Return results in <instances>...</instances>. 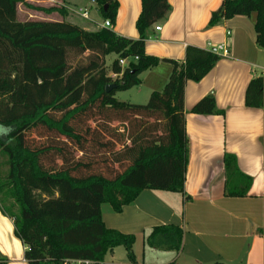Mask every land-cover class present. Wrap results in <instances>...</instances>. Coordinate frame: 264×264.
I'll return each mask as SVG.
<instances>
[{
  "label": "trees",
  "instance_id": "1",
  "mask_svg": "<svg viewBox=\"0 0 264 264\" xmlns=\"http://www.w3.org/2000/svg\"><path fill=\"white\" fill-rule=\"evenodd\" d=\"M88 1L103 22L114 25L116 0ZM140 2L139 37L132 40L112 28L86 31L65 18L21 21V0H0V126L11 129L0 135L5 166L4 175L0 170V212L12 221L26 264H105L117 247L134 264V236L106 228L101 207L120 213L140 192L153 188L145 177H158L165 165L178 171L181 189L188 160L184 86L204 78L220 57L186 47L183 63L166 61L172 66L168 80L146 104L118 101L116 92L137 87L140 74L161 62L145 54L144 42L148 29L168 13L167 0ZM252 14L255 44L264 50V0H223L208 26ZM109 55L115 58L107 66ZM121 60L127 61L123 67ZM244 105L262 108L261 77L249 81ZM190 113L222 115L212 96L202 98ZM223 164L229 179L236 171L234 158L225 155ZM0 264H8L6 258L0 256Z\"/></svg>",
  "mask_w": 264,
  "mask_h": 264
},
{
  "label": "crops",
  "instance_id": "2",
  "mask_svg": "<svg viewBox=\"0 0 264 264\" xmlns=\"http://www.w3.org/2000/svg\"><path fill=\"white\" fill-rule=\"evenodd\" d=\"M116 1L112 30L138 39L135 22L140 0ZM222 1L167 0L165 18L147 31L144 52L161 62L142 72L134 88L144 85L149 96L161 91L168 80L172 66L166 61L183 63L186 47L210 50L221 45L223 51L204 78L184 86L188 160L181 189L178 171L172 169V173L165 165L158 177H145V184L153 188L140 192L120 213H113L107 205L101 207L106 228L134 236V264H264V50L255 44L254 14L208 26ZM89 7L98 14L91 1ZM89 22L94 29L82 22L79 27L94 31L103 20ZM256 77L263 80V106L246 108L245 91ZM206 96L213 97L222 115L190 113ZM225 155L232 156L236 166L229 179ZM0 256L8 264H26L12 221L1 212ZM115 258L120 264H130L121 247L106 255L104 263L113 264Z\"/></svg>",
  "mask_w": 264,
  "mask_h": 264
},
{
  "label": "rangeland",
  "instance_id": "3",
  "mask_svg": "<svg viewBox=\"0 0 264 264\" xmlns=\"http://www.w3.org/2000/svg\"><path fill=\"white\" fill-rule=\"evenodd\" d=\"M33 7H44V8H54L56 11L51 14H45L41 11H36ZM86 11L88 13V17L90 21H95L96 24H100L102 19L100 15H98L94 10L91 12L89 7L88 0H21V3L17 7L18 18L21 21L24 20H40V19H49L61 21L67 19L68 21L80 26V23L88 26L90 29H94L89 20H83L80 18V14L82 11ZM62 9L66 13V17H63L58 10ZM94 9V7H93ZM115 57L113 55H109L105 58V64L108 66ZM95 72L90 73L87 77L92 76ZM85 79V78H84ZM145 93V95H144ZM149 95H146L144 90V85L139 86L138 88H134L130 91H122L116 92L114 98H116L120 102H128L132 104L144 105L148 102ZM4 159L0 156V170L2 174L5 173ZM118 258H115V262L113 264H120Z\"/></svg>",
  "mask_w": 264,
  "mask_h": 264
},
{
  "label": "built area",
  "instance_id": "4",
  "mask_svg": "<svg viewBox=\"0 0 264 264\" xmlns=\"http://www.w3.org/2000/svg\"><path fill=\"white\" fill-rule=\"evenodd\" d=\"M80 15H81V17L83 19L89 20L87 11H82ZM97 26H98V28H111V25H110V23L108 21H104L100 25H97ZM155 30L158 31L159 27H155ZM210 50H212L216 54H218L221 51H223V46L220 45V46L216 47L215 49H210ZM134 60H136V58ZM126 64H127L126 60L119 61V65L122 66V67L125 66ZM263 143H264V138H263ZM62 264H92V263L90 261H82V260H77V261L66 260V261H63Z\"/></svg>",
  "mask_w": 264,
  "mask_h": 264
},
{
  "label": "clouds",
  "instance_id": "5",
  "mask_svg": "<svg viewBox=\"0 0 264 264\" xmlns=\"http://www.w3.org/2000/svg\"><path fill=\"white\" fill-rule=\"evenodd\" d=\"M10 130L8 127L0 126V135H6Z\"/></svg>",
  "mask_w": 264,
  "mask_h": 264
},
{
  "label": "water",
  "instance_id": "6",
  "mask_svg": "<svg viewBox=\"0 0 264 264\" xmlns=\"http://www.w3.org/2000/svg\"><path fill=\"white\" fill-rule=\"evenodd\" d=\"M113 88H114L113 85H111V86H107L106 89H105V91H106V92H109V91L112 90Z\"/></svg>",
  "mask_w": 264,
  "mask_h": 264
}]
</instances>
